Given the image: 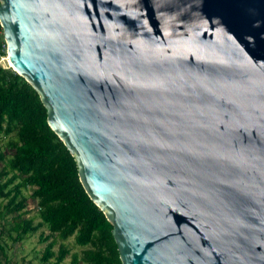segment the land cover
Here are the masks:
<instances>
[{
    "label": "water",
    "instance_id": "1",
    "mask_svg": "<svg viewBox=\"0 0 264 264\" xmlns=\"http://www.w3.org/2000/svg\"><path fill=\"white\" fill-rule=\"evenodd\" d=\"M0 25L122 264H264V0H0Z\"/></svg>",
    "mask_w": 264,
    "mask_h": 264
},
{
    "label": "trees",
    "instance_id": "2",
    "mask_svg": "<svg viewBox=\"0 0 264 264\" xmlns=\"http://www.w3.org/2000/svg\"><path fill=\"white\" fill-rule=\"evenodd\" d=\"M2 42L0 56L6 53ZM2 136L8 137L5 146L11 152L0 146V264H11L8 240L20 243L42 226L49 233L39 234V240L46 241L39 264H63L67 255L68 264H122L113 226L83 187L75 157L49 126L38 92L11 67L0 65ZM26 188L32 190L35 215L27 209ZM69 237L83 247L80 253H71L64 242Z\"/></svg>",
    "mask_w": 264,
    "mask_h": 264
},
{
    "label": "rangeland",
    "instance_id": "3",
    "mask_svg": "<svg viewBox=\"0 0 264 264\" xmlns=\"http://www.w3.org/2000/svg\"><path fill=\"white\" fill-rule=\"evenodd\" d=\"M4 37L0 36V44H2V40ZM6 50V47H5ZM6 53L2 56H0V65L4 67H11V64L6 61ZM8 137H0V146L1 149L4 151H7L10 153L11 151L5 146V143L7 141ZM3 162H0V168L2 167ZM31 188H26L24 190V194L28 196V206L27 209L32 210L31 215L36 214V204L35 200H33L30 197ZM5 202V201H3ZM10 215L6 216V219L8 220L10 218ZM38 220L36 219L35 222ZM5 222V221H4ZM2 225V223L0 222ZM4 224V223H3ZM7 226V224H5ZM43 232L45 235L49 233V230L46 226H42L39 230H37L33 234L26 235L22 242L20 243H13L12 241L8 240L7 245L5 246L7 257L10 259V263H19V264H39L40 263V256L43 252V249L46 245V241H40L39 240V234ZM65 244L70 248L71 253L72 252H79L83 249V247L78 246L75 244L73 237H69L66 239ZM58 244L54 246V249H57ZM70 261V255H67L66 258L63 261V264H68Z\"/></svg>",
    "mask_w": 264,
    "mask_h": 264
},
{
    "label": "bare ground",
    "instance_id": "4",
    "mask_svg": "<svg viewBox=\"0 0 264 264\" xmlns=\"http://www.w3.org/2000/svg\"><path fill=\"white\" fill-rule=\"evenodd\" d=\"M8 60H9V58H8ZM9 63L11 64L10 60H9ZM11 65H12V64H11Z\"/></svg>",
    "mask_w": 264,
    "mask_h": 264
}]
</instances>
